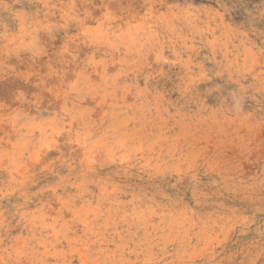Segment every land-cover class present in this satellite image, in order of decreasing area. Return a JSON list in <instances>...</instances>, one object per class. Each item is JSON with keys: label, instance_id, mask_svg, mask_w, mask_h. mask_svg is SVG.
<instances>
[{"label": "clouds", "instance_id": "clouds-1", "mask_svg": "<svg viewBox=\"0 0 264 264\" xmlns=\"http://www.w3.org/2000/svg\"><path fill=\"white\" fill-rule=\"evenodd\" d=\"M0 264H264V0H0Z\"/></svg>", "mask_w": 264, "mask_h": 264}]
</instances>
